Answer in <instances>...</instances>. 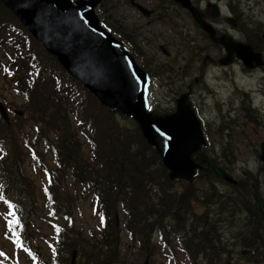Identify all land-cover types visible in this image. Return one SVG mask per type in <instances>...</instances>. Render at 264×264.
Listing matches in <instances>:
<instances>
[{
	"label": "trees",
	"instance_id": "16d2710c",
	"mask_svg": "<svg viewBox=\"0 0 264 264\" xmlns=\"http://www.w3.org/2000/svg\"><path fill=\"white\" fill-rule=\"evenodd\" d=\"M108 1L102 0L97 7L102 14V24L139 57L135 41L125 37L107 19ZM164 1L171 7L170 0ZM0 50L4 58L0 60L2 75L11 79L13 89L23 97L20 105L23 115L15 114L9 122L0 115V193L4 207L14 213L12 219L7 220L8 224L5 223L11 233L16 231V241L24 243L28 236L35 237L31 225L35 224L32 217L38 210L36 184L22 167L25 156L31 155L38 162L36 170L47 178L43 191L55 230L51 264L55 260L58 264H71L72 251L76 249L79 254L80 248L82 257L77 264H126L122 250L125 232L137 249L138 258L146 260L148 255L163 252L160 240L175 252L170 243L173 233L178 234L182 251L193 264H226L223 255L229 253V249L219 237L216 224L203 218L214 214L211 208L220 216L226 215L224 220L229 215L247 213L241 231L234 234L235 243L237 240L241 249L252 250L247 258L253 264H264V214L254 205V194H257L264 210L262 167L259 173L245 169V178L236 185L228 184L231 191L221 194L216 190V182L223 180L206 161H214L229 172L230 154L235 152L222 144V152L229 161L213 157V136L205 123L207 145L194 154L203 170L197 172L192 182L185 181L184 189L178 193L175 183L183 180L169 177L161 156L148 143L138 124L123 123L122 119L127 118L101 104L1 2ZM147 64L141 60L140 65L152 78L158 76ZM2 99L9 111L15 112L14 105ZM151 108L159 113L168 112L158 105ZM223 129L221 126L218 133L225 139ZM79 131L85 138L87 150L83 148ZM41 146L43 151L38 149ZM256 149L259 151L258 147ZM49 152L53 164L47 160ZM200 179L202 186L197 183ZM205 183L210 185L207 190ZM86 198L91 199L93 215L99 224V231L92 233L94 241L85 239L74 224L73 213L81 199ZM198 198L205 208L201 215L192 206ZM119 215L122 226L117 222ZM234 217L230 223L235 222ZM11 220L19 223L9 226ZM158 232L159 242L155 241Z\"/></svg>",
	"mask_w": 264,
	"mask_h": 264
},
{
	"label": "rangeland",
	"instance_id": "374dc122",
	"mask_svg": "<svg viewBox=\"0 0 264 264\" xmlns=\"http://www.w3.org/2000/svg\"><path fill=\"white\" fill-rule=\"evenodd\" d=\"M137 1L148 8L156 10L153 17L146 18L144 14L131 4V0H109L106 3L105 14L110 23L116 25V28L125 37L135 41L136 49L141 54L139 57L135 56L138 63L141 64V60H144L146 64H149H147L148 67L158 75L152 78L150 91L151 105L162 106L168 110L166 113L173 112L176 109V99L180 94L188 91V87L191 85L193 88L191 98L194 107L199 109V114H197L204 124H208V126H205L210 129L213 136L212 142L214 141V147L211 146L213 147V157H216L219 161L227 160L228 162L229 160L225 158L222 148L224 146L231 147L235 153H233L234 155L230 154L232 162H230L231 165L229 166L230 168L228 167V171L240 180L246 176L244 174L245 169L259 173L262 167L263 171L260 175L261 180L264 181V164L259 157L260 144L264 141V97L261 94H254V86L257 85V81L264 78V67H260L251 76L237 62L226 67H223L219 63L207 62L203 64L205 55H211L217 60L221 55H225V51L214 50L210 44L207 45L204 42L201 28L195 23L191 14L185 8L173 0H170L171 7L164 0ZM206 1L192 0L196 6L202 7H206ZM211 1L217 2L222 9L221 16L218 18L221 27L232 31L231 19H233V9L231 5H238L243 10L246 9V12L244 11L246 14H252L254 23L251 25L252 28H255V22H262L260 34L261 36L263 35L264 14L259 13L254 15L250 11V7H248V0H243L241 4H235L232 0ZM260 10L261 7L258 8V11ZM97 14L101 20L102 14H99L98 11ZM251 26L248 28L252 31ZM234 33L240 35L239 32ZM161 45L166 46L170 51V55L162 52ZM1 55L2 51L0 50V60L4 59ZM196 78L198 79L197 81ZM12 83L11 79H6L0 70V95L2 96H0V102L8 105L2 99L5 98L16 108V112L9 111V108H7L11 120L15 114L17 116L23 115L22 107L20 106L23 97L15 92ZM251 88L253 90H250ZM244 91L248 92L249 95L246 96ZM252 96L254 97L253 101H251ZM124 117L127 118L126 120L122 119V122L125 124L132 125V122H135L131 118ZM74 124L78 128L75 122ZM221 126H224L222 133L226 135L225 139L218 133ZM17 137H19V133ZM80 137L84 142L83 148L87 150L84 136L80 134ZM256 146L259 148V151L256 149ZM38 149L43 151L42 146ZM25 151L30 152L28 149ZM47 160L50 164H53L50 152L47 154ZM36 165H38V162L36 163L31 155L25 156L24 163L22 164L24 173L36 184L35 194L38 201V210L37 214L32 217V221L35 224L31 225L33 229H31V232L35 237L31 238V236H28L26 242L21 246L17 245L15 241L16 231L11 233V230L6 227L8 224L6 219L10 217V210L2 206L3 202H0V253L3 254L0 255V264H51L52 262L51 242H54L55 230L50 223L53 219L50 216V208L46 203L43 191V185L47 182V178L43 172L36 170ZM185 181L175 183V190L178 193L184 189L186 185ZM197 183H200L202 186V179ZM216 183V190H219L221 194H227L231 191L230 185L225 181H217ZM208 187L210 185L205 183L204 189L207 190ZM192 206L195 212L200 215L205 210L200 198L194 200ZM211 210H215L214 214H211L208 218H203L216 224L219 237L224 244L226 243L227 249H229V253L223 255L225 263L227 264L229 261H232L234 264H253L247 258L250 256V253L242 254L241 246L237 244V240L235 243L234 239V234H238L241 231L242 224L247 219V213L243 212L235 217L229 215L224 220L223 218L226 215L220 216L219 213L216 214V209L211 208ZM73 216L75 227L84 233L85 239L94 241L95 237L92 233L99 231V224L93 215L91 199H81L80 205L74 211ZM232 217L235 218H233V221L235 220L234 223H230ZM117 220L122 226L121 215L117 217ZM60 221L62 222L63 220L60 219ZM177 235L172 233L170 240L175 252L171 251L165 246L164 242L160 241L164 247V251L159 250L153 256L148 255V264H193L188 255L182 251V246L179 243ZM95 236L97 238L96 234ZM159 239L160 233L158 232L155 236V241L159 242ZM122 240L124 242L122 250L124 252L125 263L143 264L145 258H138L137 249L130 242L126 232L123 234ZM83 246L87 247V244L84 243ZM80 250L81 248L79 249V254L76 256L75 263L82 257ZM53 264L58 263L55 260Z\"/></svg>",
	"mask_w": 264,
	"mask_h": 264
},
{
	"label": "water",
	"instance_id": "95a60500",
	"mask_svg": "<svg viewBox=\"0 0 264 264\" xmlns=\"http://www.w3.org/2000/svg\"><path fill=\"white\" fill-rule=\"evenodd\" d=\"M101 0H0L32 36L55 56L62 67L107 108L133 119L148 143L161 156L172 180L192 182L203 165L194 159V154L207 145L203 123L191 99L193 88L180 94L173 112L159 114L150 109L151 76L137 62L126 43L119 40L100 23L96 6ZM188 10L193 19L228 49L222 62L227 64L233 53L249 65L252 60L262 64L259 53L239 44L226 36L215 37L213 27L202 17L201 11L192 0H174ZM146 18L154 11L137 0H131ZM214 14L218 6L212 4ZM242 47V45H241ZM162 52L170 55L165 45ZM243 49V48H242ZM251 65V64H250ZM198 79L196 78V81ZM0 113L9 121L8 111L0 102ZM21 114L20 111H18ZM260 160L264 164V141L260 146ZM207 164L221 180L236 185L238 179L216 162ZM254 205L264 214L261 201L254 194ZM119 223V221H118ZM243 249L242 254H249ZM77 250H73L71 264H75ZM148 259L143 264H148ZM228 264H233L229 262Z\"/></svg>",
	"mask_w": 264,
	"mask_h": 264
},
{
	"label": "flooded vegetation",
	"instance_id": "af4514ba",
	"mask_svg": "<svg viewBox=\"0 0 264 264\" xmlns=\"http://www.w3.org/2000/svg\"><path fill=\"white\" fill-rule=\"evenodd\" d=\"M232 1L235 2V4L243 3V0H232ZM247 2H248V7H250V11L254 15H257L259 13L264 14V0H248ZM206 3H207L206 7H202V6H196V7L201 11L204 20H206L213 27L215 31V37L218 38L220 36H226L227 38L232 39L234 42H236V44H239L238 50L239 49L244 50L245 49L244 45L250 46L254 50V52L260 54L262 64H258L256 60H252V63H250L251 65L250 64L247 65L243 58L237 56V53H233V56H231V60L227 64H224L222 61L225 60L228 56V52H227L228 49L226 48V46L218 42L215 38H212L210 34L206 32L204 29H202V27H200V25L196 23V21L194 20L195 23L201 28L203 32L204 42H206L207 45L210 44L214 48V50L225 51V55H221L220 58H218L217 60L214 59L211 55H205L203 64H206L207 62L219 63L223 67H226L227 65L237 62L241 64L242 69L245 72H247L248 75L253 76L255 71H257L260 67H264V33L262 36L260 34V30H261L260 26H262V22L260 21L255 22V28H252L251 25L254 24L252 14L249 13L246 14L245 13L246 9L243 10L241 6L231 5V8L233 9V19H231L232 23L229 21L230 18L228 21L232 24L233 29L232 31L228 30V28L221 27L220 22L218 21V18L221 16L222 13V9L219 6V4L211 0H207ZM212 4H216L218 6L217 14L213 13ZM259 7H261L260 11H258ZM249 26H251V28L253 29L252 31L248 28ZM233 31L239 32L240 35H237ZM254 89H255L254 90L255 95L261 94V96L264 97V78L257 81V85L254 86ZM250 90H253V88H251ZM244 94L246 96L249 95V93L246 91H244ZM253 99L254 97L252 96L251 101H253ZM253 107L256 108L255 106Z\"/></svg>",
	"mask_w": 264,
	"mask_h": 264
},
{
	"label": "snow or ice",
	"instance_id": "6c2138e0",
	"mask_svg": "<svg viewBox=\"0 0 264 264\" xmlns=\"http://www.w3.org/2000/svg\"><path fill=\"white\" fill-rule=\"evenodd\" d=\"M0 199H3V197L0 196ZM9 215H14V214H13V213H9ZM17 223H19L18 220H11V221H9V226H11V225H13V224H17ZM0 255H3V254L0 253Z\"/></svg>",
	"mask_w": 264,
	"mask_h": 264
},
{
	"label": "bare ground",
	"instance_id": "6f19581e",
	"mask_svg": "<svg viewBox=\"0 0 264 264\" xmlns=\"http://www.w3.org/2000/svg\"><path fill=\"white\" fill-rule=\"evenodd\" d=\"M96 12H97V10H96ZM148 72V71H147ZM149 73V72H148ZM150 74V73H149ZM151 76V75H150ZM228 173H230V172H228ZM231 174V173H230ZM255 201V200H254Z\"/></svg>",
	"mask_w": 264,
	"mask_h": 264
}]
</instances>
